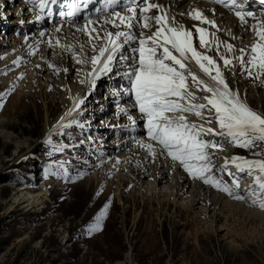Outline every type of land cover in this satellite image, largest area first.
Instances as JSON below:
<instances>
[{"label": "rangeland", "instance_id": "374dc122", "mask_svg": "<svg viewBox=\"0 0 264 264\" xmlns=\"http://www.w3.org/2000/svg\"><path fill=\"white\" fill-rule=\"evenodd\" d=\"M23 1L27 0H0V69L14 65L0 73V83L6 86L9 81L0 91V117L9 124L0 129V264H264V210L259 207L264 192L245 173L237 174L240 187L235 188L233 177L219 170L222 155L264 159L253 154L264 150V145L246 150L225 144L224 151L215 152L219 159L209 175L232 188V195L196 179L197 187L176 197L177 175L187 174L181 167L170 171L164 184L157 186L153 177H144L136 183L139 189L129 185L122 191L129 170L134 175L135 163L143 161L136 141L147 142L136 109L131 112L139 119L136 134L130 131L129 119L118 114L120 107H131L130 96L110 97L113 88L121 90L127 81L122 76H103L92 90L81 83L85 68L68 58L64 61L68 66L78 65L71 76L64 77L60 70L62 77L53 78L51 68L40 73V58L61 62L51 54L55 50L45 53L43 46L17 66V55L26 56L27 47L36 46L32 35L37 24L30 20ZM31 68L40 83H33ZM12 76H17L14 83ZM107 78L116 85L108 86ZM240 79L264 94L259 81H248L244 75ZM46 84L52 87L49 93ZM85 95L82 114L75 112L65 123L75 120L84 127L61 126L48 137L49 126L70 100ZM253 104L258 105L256 99ZM261 105L264 110V102ZM147 164L152 175L158 167L152 160ZM242 181L248 182L245 187ZM190 194L202 198L193 209L187 208L195 201ZM31 195L39 196L33 205L20 202ZM105 210L99 230L90 232Z\"/></svg>", "mask_w": 264, "mask_h": 264}, {"label": "snow or ice", "instance_id": "6c2138e0", "mask_svg": "<svg viewBox=\"0 0 264 264\" xmlns=\"http://www.w3.org/2000/svg\"><path fill=\"white\" fill-rule=\"evenodd\" d=\"M209 2L222 4L224 0ZM260 3L264 4V0ZM49 5L61 8L59 15L70 18V23L83 20L75 31L87 37L86 44L95 53L91 57L77 56L72 52L73 46L62 45L59 39L55 43L49 41L50 48L61 47L72 52L77 64H91V71L81 83H87L94 90L97 80L108 74L122 76L127 81L125 87L132 100L131 107L139 113L146 130L147 142H136L147 156L153 162L158 157L170 160L190 178L232 195V188L209 175L216 167L215 160L219 159L214 153L224 151L225 144L246 150L264 145V115L253 110L241 93L229 86L225 70L235 76L234 69L239 66L240 74L264 84V22L258 21L249 29L255 36L250 48L237 49L217 36L219 26L198 9L187 14L198 22L190 28L170 16L167 6L158 0H104L95 11L107 15H97L95 19L80 17L75 3L71 11H64L61 0H39L40 10L47 8L49 18L53 15ZM231 6L237 9L235 15L241 25L247 24V18L255 19L254 13L238 6L236 0H232ZM116 7L120 10H115ZM61 30V27L55 28L57 33ZM84 47L80 45L81 53ZM14 63L19 65V61ZM49 67L53 66L49 64ZM59 71L56 69L57 74ZM85 99L86 95L75 100L68 115L82 114L80 108ZM120 111L135 126L136 120L125 109ZM189 116L195 120H190ZM72 124L84 127L75 120L62 126ZM253 154L264 155V150ZM230 167L235 172L229 171ZM219 170L233 177L231 183L235 188L240 187L237 174L246 173L264 192V159L232 156L224 160ZM259 207L264 210V203ZM105 215L106 210L89 228L90 232L99 230Z\"/></svg>", "mask_w": 264, "mask_h": 264}, {"label": "bare ground", "instance_id": "6f19581e", "mask_svg": "<svg viewBox=\"0 0 264 264\" xmlns=\"http://www.w3.org/2000/svg\"><path fill=\"white\" fill-rule=\"evenodd\" d=\"M186 1L187 0H176V1H173V0H169V1L168 0H158V2L160 4L167 6V9L169 11V15L170 16H175L176 19H177V21H179L181 23H184L187 27H190L191 28L194 24L198 23V22L192 21L189 18V16L187 15L189 12L192 11V8L193 7L195 9L200 8V10L202 12H204L205 14H207V15H208V13L211 10H207V7L210 6V5L207 4V3H205V2H203V1H199V2H196V1H187L188 3L185 4ZM73 3H75L78 6L79 10H83L84 8H86L90 4H95V2H90L86 6H83L84 5V2L83 3H80V1H74ZM225 4L226 3H222V4H218L216 6V13H215V19H214V21L216 20V23L219 26V32L217 33V36H219V38L222 41H225V42H228V43H232L233 45H235V47L237 49H239V48H249L254 43V41H255L254 33L251 32L249 29L251 28L252 25L256 24L258 21L259 22H264V16H263L264 15V11L261 12L262 15H259L258 17H255V19L247 18V24L241 25L240 22H239V20H238V18L236 17V15L233 14V13H231V12H229L227 10L228 9V6L224 7ZM237 5L240 6V7H243L245 10H248L246 8V6H245V1L244 0H240V3H237ZM49 6L51 7L52 11H54L56 5H49ZM23 7L26 8V9H28L29 14L31 15L30 16V20L35 21L36 24H37L36 25L37 28L34 30V34L32 35V37H34L33 44H35L36 46H35V48H29V46H28L27 47L28 54L26 56L17 55L16 61H19V62L22 63L27 58V56L33 57L35 49L37 48V50H38L42 46H43V48L45 50L44 51L45 53H51V51H54L55 50L56 51L55 52L56 54H53V53H51V54L52 55H55V56H57V57H59L61 59V60H59V61H61L60 62L61 63V66L58 67L57 65H59L60 63H57L56 64L53 61L50 62L51 60H48L47 58L45 59V58H43L41 56L42 58H40V61H38L39 66H38L37 69H39L40 73H42V72L47 71L49 68H51V69L54 70L53 71V74H54L53 75V78L58 79L59 77H62V75H58L57 72H56V69H60L62 71V74L64 75V77L71 76L73 74V71L75 69H77L78 65L77 66H73L72 64H70L68 66V63L67 64L65 63L66 60H67L66 58H68L70 61H72V63H75V59L72 57V52H75V54L77 56H81L82 55L84 57H91L92 55L95 54V53H93L91 47L86 44L87 37L84 36V35H82L80 32H76L75 31L76 28L82 26V24H83V20L82 19H80L78 23H74V22L73 23H70L69 22V19H65L64 17H57L58 19H56L55 21L56 22H59V23L54 24V22L52 21V18H49L48 15H47L48 9L46 8L44 11H41L40 10V8H39V0H32V2H30V0L29 1L27 0L26 2H24ZM57 8H59V7H57ZM233 8H235V7H233ZM95 9L96 8H94L91 11V18L95 19L97 15H101V16L107 15V14H97L96 11H95ZM71 10H72V8L69 11H71ZM235 10H237V9L235 8ZM181 13H183V15H181ZM256 15H258V14H256ZM38 16L41 17V19H37ZM56 27H61L62 30L59 33H57L55 31V28ZM108 27H109V30L115 31V29H112L110 26H108ZM204 27H207V25H205ZM224 27H226V30L229 33V35L231 36V38H229L230 36L228 37L227 32L224 33L225 35L222 33V31H223L222 29ZM193 31H194V28H193ZM210 31H215V30L214 29H210ZM41 32H44V35L43 36L40 35ZM235 34L237 35V37L239 39L243 37L242 38V41L237 40V38L236 39H233V35H235ZM66 35H68L67 38H69L68 44H65L64 43L66 41V37H65ZM56 39H59L61 41V44L62 45H70V46H73L72 47V52L67 51V50H64L61 47L50 48L49 47V41L51 40L53 43H55V40ZM28 43L23 44V45H28ZM82 44H84L85 47H84L83 52L81 53V51H80V45H82ZM39 46H41V47H39ZM209 55H213L214 56L215 54L214 53H209ZM218 63L222 64V61H219L218 60ZM22 64H24V63H22ZM49 64H51L53 67H49ZM80 65H82V64H80ZM82 67L85 68L84 71H83L85 74L88 71H91V64L90 63L83 64ZM10 68H14V65L11 64L10 66L8 65L6 68H1L0 69V73H4L5 70L10 69ZM238 68H239V66H237L234 69V71L236 73V75H235L236 77L233 76L232 71L225 70V77H226V79H227V81L229 83V86L231 88H233V89L238 90L241 93L242 98L245 100V102L253 110L257 111L258 113H260L262 115H264V110L262 108H259L258 107V105H260V104L263 105V102H264V94L260 95L258 89H253L251 87V85L249 86L247 84V82L244 81L243 79H240L239 80V78H241L243 75L242 74L240 75V72H238ZM63 69H67L68 71L67 72H64ZM80 69H83V68H80ZM30 73H33L32 74L33 83H36V84H37V82L40 83L39 81H37L35 79L34 70L32 68H31V72ZM237 75H239V78L237 77ZM17 76L19 77L21 75H17ZM17 76H12L10 78L11 81L13 80L12 83L16 82L15 79H16ZM103 76H110L113 79H118V77L117 76L114 77L113 74L102 75L101 77H103ZM244 76L247 77L246 75H244ZM10 79H8V80H10ZM19 79H20V77L17 80H19ZM249 80H251V79H248V81ZM121 81H123V80H121ZM238 81H240V83H238ZM118 82H120V80ZM8 83H9V81H8ZM116 83L117 82H113V85H116ZM7 84H6V86H7ZM86 85L88 86L87 83H86ZM6 86H5V84L2 83V85L0 87V91H3L2 89L6 88ZM259 86H261V88H262V86H264V85L261 84ZM13 87L14 86L9 87V89H7V93L10 94ZM123 87H125V86H123ZM123 87H122L121 90H118V89L113 88V90L110 93L111 94L110 97H112V95H113V97H117L116 99L121 100V98H120L121 95H122L121 93H124L125 97L128 96L127 93H126V90ZM44 88L46 89L47 93H49L51 91V88L52 87H50L48 84H46L44 86ZM22 93H23V91L19 90L16 94L20 98L22 96ZM105 96H106V94H105ZM81 97H84V96H81ZM81 97H79V98H81ZM255 99L257 100V104H258L257 106H255L253 104V101ZM74 101L75 100H73V99L70 100V102L68 103L66 109L59 116V118L56 119V121L55 120L52 121V123L50 122L51 123V126H49L50 128L48 129V132H47V136L48 137H50L52 134L56 133L58 131V129L61 128L62 125H64L70 118L74 117L75 112H72L71 115H68V113L70 112V110L73 108ZM120 108L125 109L127 111L128 115H131L134 118V114L131 113L132 112V109H133L132 107H125V106H123V107H120ZM119 110L120 109H118V114H122L123 116L127 117V115H125V113H123L121 111L119 112ZM122 115H120V116H122ZM137 118H134L136 120L135 126H133L132 125V122L129 120V123L131 122V124H130L131 125V127H130L131 129H130V131H131L132 134H136V130H139L140 129V125H139V119H140V117H139V119H137ZM190 120H193V119H190ZM196 122H199V121H196ZM8 125L9 124L6 123L4 121V119H2L0 117V129L1 128L4 129V128L8 127ZM0 132H1V130H0ZM139 155H140L141 158H143V161L142 162H139L140 160L137 159L138 161L136 163L134 162L135 163V167H134V170H133L134 171V175L131 173L132 170H129L130 166H129V168L127 167L128 170H129V172H130V176H129L130 179H129L128 182H124L123 183V186L121 185L122 186L121 187L122 188L121 189L122 191H125L129 185L133 189L134 188L136 190L139 189L140 186L138 187L137 184H138L139 180L140 181H143L144 177L145 178L153 177V179L155 181V185L157 184V186L160 185V184H164V183L167 182V175H168V173L170 171H174V170L180 169V166H178L177 164H173L170 160H167L166 161L163 158L158 157V158H156V160L154 162L155 165H156V167H158V168L155 170L154 173L152 172V175H151V173H148V169H147L148 164L147 163L149 161L151 162L152 158L149 157V156H147V154L145 153V151L142 148L139 149ZM221 157H222V159H221L222 162L221 163H224V160L225 159L230 158L228 155H222ZM162 168L164 169L163 171H161ZM233 170H234V168H231L230 167V171L231 172H234ZM177 177H178V179H177L178 182L175 181L176 182V186H177V190H176V194H175L176 197H178V196L182 197V196H184L188 192V190L190 188L197 187V186L194 185V181L196 182V179L194 180V179L190 178L188 176V174H184V173H181L179 171V176L177 175ZM248 182L242 181V184L244 185L243 187H245ZM101 188H104L105 189V186L101 185ZM102 191H103V189H102ZM155 191H156V188H155ZM159 196L162 197V198L168 197L167 194H162V193H159ZM199 196H200V194H197L195 196L194 195L192 196L190 194V197H193L195 201H194L193 204H189L187 206V208L193 209L194 208L193 206H194L195 202L196 201H199L200 202V199L202 200V198L199 197ZM26 197H29V198L26 199ZM38 197L39 196H36V195L35 196H33V195H31V196H23L22 197V200H20V202L21 201H23V202L30 201L31 202V205H33L35 203V200L37 202V198ZM119 197H122V193L119 195ZM118 199L120 201V198H118ZM132 199H133V197H132ZM257 216H258V214H257Z\"/></svg>", "mask_w": 264, "mask_h": 264}]
</instances>
